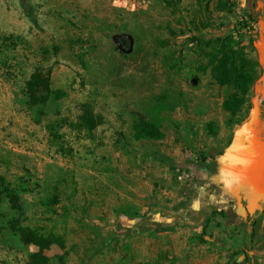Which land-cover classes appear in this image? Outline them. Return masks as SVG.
<instances>
[{
	"label": "rangeland",
	"instance_id": "1",
	"mask_svg": "<svg viewBox=\"0 0 264 264\" xmlns=\"http://www.w3.org/2000/svg\"><path fill=\"white\" fill-rule=\"evenodd\" d=\"M168 1L0 0V264H30L29 231L65 238L49 264H180L179 232H136V218L180 198L190 165L225 153L253 101L226 112L233 90L209 65L243 0ZM251 33L236 48L255 61ZM40 70L66 97L37 122L27 83ZM86 104L102 119L91 133L66 125ZM155 107L164 140L135 141Z\"/></svg>",
	"mask_w": 264,
	"mask_h": 264
},
{
	"label": "crops",
	"instance_id": "2",
	"mask_svg": "<svg viewBox=\"0 0 264 264\" xmlns=\"http://www.w3.org/2000/svg\"><path fill=\"white\" fill-rule=\"evenodd\" d=\"M242 2L243 14L255 19L248 49L257 63L251 101L260 106L252 145L256 168L249 178L255 186L224 187L219 182L222 155L216 159V153H208L207 159L190 165L191 182L180 179V198L155 212L145 209L147 216L136 218V232H179L172 245L180 264H261L253 254L264 252V0ZM252 192L254 199L247 201ZM165 194L169 198L171 192ZM249 243L258 246L250 252Z\"/></svg>",
	"mask_w": 264,
	"mask_h": 264
},
{
	"label": "trees",
	"instance_id": "3",
	"mask_svg": "<svg viewBox=\"0 0 264 264\" xmlns=\"http://www.w3.org/2000/svg\"><path fill=\"white\" fill-rule=\"evenodd\" d=\"M182 0H170L169 6L178 7ZM255 19L244 15L233 28V34L226 38H217L216 53L210 58L212 76L217 85L227 87L233 92L224 100L223 109L233 116L239 114L247 105V97L256 81L257 63L248 58L244 49L236 48L239 41L248 32H253ZM27 96L29 104L36 109V120L42 122L45 115V108L50 101H60L66 97L62 90H54L51 84V71L47 74L41 70L32 74L27 83ZM159 107H155L153 119L139 118L133 126V138L135 141H162L165 133L162 129V122L159 115ZM102 119L97 115L92 105L83 106L78 123L66 121V125L73 129L82 130L88 133L99 127ZM209 126H212L210 123ZM51 133L57 137L56 131L50 127ZM12 196H14L12 194ZM25 238L28 243L38 248L32 256L30 264H49L50 257L46 254L54 247L67 252V242L60 236H42L34 231L26 232Z\"/></svg>",
	"mask_w": 264,
	"mask_h": 264
},
{
	"label": "water",
	"instance_id": "4",
	"mask_svg": "<svg viewBox=\"0 0 264 264\" xmlns=\"http://www.w3.org/2000/svg\"><path fill=\"white\" fill-rule=\"evenodd\" d=\"M259 113L260 106L256 102L248 119L237 129L229 148L219 159L221 166L219 182L224 187L234 186L242 189L246 185L255 186L249 178H251L250 173L256 168L252 145L254 142L253 131L259 122ZM254 197L252 192L245 199L250 201ZM261 197H264V193Z\"/></svg>",
	"mask_w": 264,
	"mask_h": 264
}]
</instances>
